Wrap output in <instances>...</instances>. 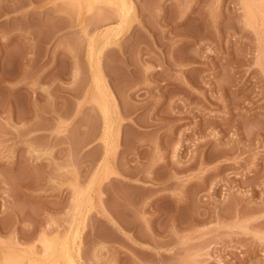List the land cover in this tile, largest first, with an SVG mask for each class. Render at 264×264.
<instances>
[{
	"label": "rangeland",
	"instance_id": "rangeland-1",
	"mask_svg": "<svg viewBox=\"0 0 264 264\" xmlns=\"http://www.w3.org/2000/svg\"><path fill=\"white\" fill-rule=\"evenodd\" d=\"M34 263L264 264V0H0V264Z\"/></svg>",
	"mask_w": 264,
	"mask_h": 264
},
{
	"label": "bare ground",
	"instance_id": "bare-ground-1",
	"mask_svg": "<svg viewBox=\"0 0 264 264\" xmlns=\"http://www.w3.org/2000/svg\"><path fill=\"white\" fill-rule=\"evenodd\" d=\"M89 1L91 2V0H89ZM89 4H90V3H89ZM105 109H106V108H105ZM106 110H108V109H106ZM110 110H111V109H110V107H109V110H108V111H110ZM87 197H88V196H87ZM57 232H58V231H57ZM45 238H46V240H47L48 237H45ZM40 240H42V239H40ZM47 241H49V240H47ZM47 241H46V242H47ZM44 245H46V244H44ZM50 245H51V244H50ZM47 247H49V244L47 245ZM47 247H45V248H47ZM42 248H43V247H42ZM49 250H50V249L48 248L47 252H49ZM44 251H45V250H44ZM43 253H44V252H43ZM45 254H46V253H45ZM47 254H48V256H50V255H49L50 253H47ZM47 254H46V255H47ZM33 260H34V259H33ZM37 260H38L39 262L41 261V260H39V259H37ZM37 260H36V261H37ZM38 261H37V263H38ZM45 261H46V260H45ZM1 262H2V261H1ZM40 263H41V262H40ZM46 263H47V262H46ZM34 264H35V263H34Z\"/></svg>",
	"mask_w": 264,
	"mask_h": 264
}]
</instances>
